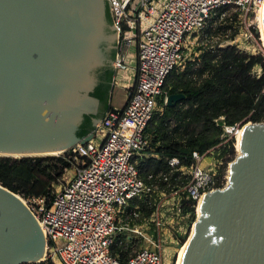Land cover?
<instances>
[{
  "label": "built area",
  "instance_id": "built-area-1",
  "mask_svg": "<svg viewBox=\"0 0 264 264\" xmlns=\"http://www.w3.org/2000/svg\"><path fill=\"white\" fill-rule=\"evenodd\" d=\"M110 1L118 26L115 69L126 66L124 48L136 43L135 85L125 107L109 108L93 128V138L75 145L74 176L53 184L51 204L47 206L48 196L42 195L28 198L31 205L27 206L44 231L47 250L58 255L61 264H163L162 254L155 247L144 246L123 255L119 251L113 254L111 247L116 242L120 247L133 248L142 237L149 239L144 230L152 224L161 234L165 207L181 219L190 218L192 211L183 213L184 205L190 203L197 214L200 200L225 188L229 177L220 182L222 159L204 164L206 155L215 154L212 148L204 154L194 151L191 165L171 157L169 172L150 173L147 180L143 179L138 169L140 160L144 156L159 158L152 152L147 127L155 112H162L167 105L166 79L174 69L184 67L185 42L192 34L205 33L228 20L226 33L217 36L218 46L236 45L245 51L248 46L252 49L249 52H260L256 32L264 0ZM239 128L240 124H223V137L237 138ZM175 172L176 184L171 182ZM139 201L154 208L149 216L143 215Z\"/></svg>",
  "mask_w": 264,
  "mask_h": 264
},
{
  "label": "water",
  "instance_id": "water-1",
  "mask_svg": "<svg viewBox=\"0 0 264 264\" xmlns=\"http://www.w3.org/2000/svg\"><path fill=\"white\" fill-rule=\"evenodd\" d=\"M110 4L0 0V155L62 153L93 138L89 131L109 104L116 66V51L108 59L104 49L111 28L117 50ZM96 88L101 94L97 115L90 113ZM185 98L169 94L166 104ZM85 115L92 122L81 137ZM248 123L232 177L225 188L209 193L202 232L184 264H264V122ZM18 195L0 184V264L45 260L38 257L46 238Z\"/></svg>",
  "mask_w": 264,
  "mask_h": 264
},
{
  "label": "trees",
  "instance_id": "trees-1",
  "mask_svg": "<svg viewBox=\"0 0 264 264\" xmlns=\"http://www.w3.org/2000/svg\"><path fill=\"white\" fill-rule=\"evenodd\" d=\"M106 19L112 24L108 4ZM227 21L208 28L205 34L210 38L225 34L229 28ZM138 32L137 27L134 33ZM256 33L259 36V32ZM199 51L193 60L185 62L183 68L174 69L166 79L164 89L168 94L184 93L186 98L174 106L164 105V110L156 111L149 122L146 131L152 139V152L159 158L144 156L140 160L138 169L145 180L150 173L169 172L168 159L171 157H178L181 164L191 165L195 162L194 151L204 154L212 148L220 152L219 157L224 161L218 172L221 177L227 163L236 155V139L223 137V124L242 127L250 121L264 122V53L253 54L236 45L219 47L217 43L200 47ZM257 66L261 68L260 74L256 72ZM92 95H101L99 89L96 88ZM160 103L164 104L163 97ZM91 122L92 116L85 115L79 136L88 134ZM76 155L74 147L60 154L0 155V184L23 198L47 195L49 206L53 184H58L66 170L75 166ZM177 174L171 175L174 184L178 181ZM139 202L143 215L149 216L154 208L147 202ZM189 211L193 218L194 208L187 203L183 213ZM116 251L123 255L130 249L115 242L111 252L116 254ZM32 264L56 263L48 257Z\"/></svg>",
  "mask_w": 264,
  "mask_h": 264
},
{
  "label": "rangeland",
  "instance_id": "rangeland-1",
  "mask_svg": "<svg viewBox=\"0 0 264 264\" xmlns=\"http://www.w3.org/2000/svg\"><path fill=\"white\" fill-rule=\"evenodd\" d=\"M217 26V25H214ZM260 28L257 30L259 32L258 36V46L259 50L261 53H264V46H263V41H262V36H261V30ZM220 37L223 36V34H219ZM220 39L216 37L210 38L207 36L205 33L200 32V33H195L192 34L191 36L188 37V40L185 42V48L183 51L184 54V61H190L193 60L195 56H197L200 51V47H206L208 44H216ZM245 49L252 50L248 46L244 47ZM184 63V62H183ZM256 72L261 73V68L259 66L256 67ZM235 142V150H236V155L235 158L231 161H229L225 167V170L223 172V175L220 178V182L224 181L226 182L225 178L230 176V165L241 153L242 151L238 150V143H237V138ZM220 152L215 151V154H208L205 156L204 163L205 164H210L214 163L216 158L219 157ZM215 156V157H214ZM226 157V156H225ZM223 161V158H220ZM80 162V161H79ZM224 162V161H223ZM82 162H80L81 164ZM77 164V163H76ZM75 164V165H76ZM223 164V163H222ZM220 165V167L222 166ZM75 167L71 169H67L63 178L59 181V183H55L56 185H59L60 183H63L65 181H69L73 178L74 173H75ZM219 167V170H220ZM21 198H23L20 195ZM24 201L26 202V205L30 206L31 202L28 198H23ZM164 212V217L160 218L162 230L161 234H157L155 229H157L155 224L150 225V228L147 230L145 229L144 232H147V234L150 235L148 236L149 239H145L142 237L141 240L137 241L135 246L133 248H128L130 249L129 252H134L136 249H139L140 247L144 246H151L157 248L160 253L162 254L163 257V264H176L177 258H178V253L179 250L182 248L183 244L186 242L187 238L190 235V232L192 230V226L194 225L196 219H197V214L192 218L184 217V218H179L177 214L173 212V210H166V207L163 209ZM149 231V232H148ZM185 238V241L182 242V239ZM159 246V247H158ZM51 258L56 264H61V261L59 259L58 255H52L49 250L46 251L45 254V259ZM33 262L31 261H26L21 264H32Z\"/></svg>",
  "mask_w": 264,
  "mask_h": 264
},
{
  "label": "crops",
  "instance_id": "crops-1",
  "mask_svg": "<svg viewBox=\"0 0 264 264\" xmlns=\"http://www.w3.org/2000/svg\"><path fill=\"white\" fill-rule=\"evenodd\" d=\"M117 51L118 48L116 50V53ZM123 53H124L123 55L124 62L126 66L124 68H117L114 71L111 90H110L109 104L106 108L104 116L107 110L111 107L118 110H121L125 107L129 97V92L133 88L136 82V66H137V55H138L137 44L132 43L126 46L124 48ZM92 97H94L95 100H93L91 103L92 107L90 113L97 115L100 98L93 95ZM92 130H90L89 132H91Z\"/></svg>",
  "mask_w": 264,
  "mask_h": 264
},
{
  "label": "bare ground",
  "instance_id": "bare-ground-1",
  "mask_svg": "<svg viewBox=\"0 0 264 264\" xmlns=\"http://www.w3.org/2000/svg\"><path fill=\"white\" fill-rule=\"evenodd\" d=\"M259 28L261 30V36H262V41H263V46H264V6L261 10L260 17H259ZM248 126H249V123H247L243 127L239 128V131L237 134V143H238L237 147H238L239 151L240 150L242 151L243 137H244L245 130ZM51 154H60V153H59V151H56V152H52ZM229 174H230L229 179H231L232 174H233V163H231V165H230ZM17 197L24 204H26V202L24 201L23 198L20 197V195H18ZM211 197H212V195L211 194L209 195V193H208L200 200V202L198 204V208H197V219H196L194 225L192 226V230L190 232L189 237L187 238L186 242L183 244L182 248L179 250L176 264H184L185 263V259L187 257L188 252L191 249V246L193 245L197 236L202 232V229L200 228V220H201L202 216L204 215L205 210L207 209V206H208V203L210 202ZM42 232L44 234L43 229H42ZM44 236H45V234H44ZM46 251H47V247L45 244V246L42 249V255H40L38 257V258H40V260L45 258Z\"/></svg>",
  "mask_w": 264,
  "mask_h": 264
},
{
  "label": "flooded vegetation",
  "instance_id": "flooded-vegetation-1",
  "mask_svg": "<svg viewBox=\"0 0 264 264\" xmlns=\"http://www.w3.org/2000/svg\"><path fill=\"white\" fill-rule=\"evenodd\" d=\"M109 32L111 34H113V37H112V40H108V42H106L104 44V49L106 51V55H107L108 59L109 58L111 59L112 56L114 55L115 51H116V40H115V35H114V33H113L111 28L109 29ZM100 71H101V68L97 70V72H96L97 75H101Z\"/></svg>",
  "mask_w": 264,
  "mask_h": 264
}]
</instances>
